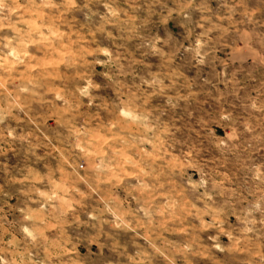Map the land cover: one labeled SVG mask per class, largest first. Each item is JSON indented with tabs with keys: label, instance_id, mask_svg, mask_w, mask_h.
I'll list each match as a JSON object with an SVG mask.
<instances>
[{
	"label": "rangeland",
	"instance_id": "374dc122",
	"mask_svg": "<svg viewBox=\"0 0 264 264\" xmlns=\"http://www.w3.org/2000/svg\"><path fill=\"white\" fill-rule=\"evenodd\" d=\"M0 264H264V0H0Z\"/></svg>",
	"mask_w": 264,
	"mask_h": 264
}]
</instances>
